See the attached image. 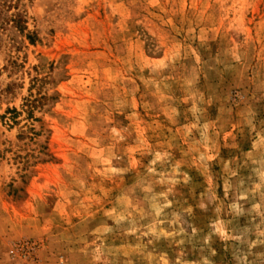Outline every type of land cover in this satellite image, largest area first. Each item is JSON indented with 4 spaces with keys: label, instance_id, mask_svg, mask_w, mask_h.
Here are the masks:
<instances>
[{
    "label": "rangeland",
    "instance_id": "1",
    "mask_svg": "<svg viewBox=\"0 0 264 264\" xmlns=\"http://www.w3.org/2000/svg\"><path fill=\"white\" fill-rule=\"evenodd\" d=\"M0 264H264V0H0Z\"/></svg>",
    "mask_w": 264,
    "mask_h": 264
}]
</instances>
